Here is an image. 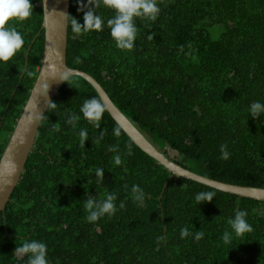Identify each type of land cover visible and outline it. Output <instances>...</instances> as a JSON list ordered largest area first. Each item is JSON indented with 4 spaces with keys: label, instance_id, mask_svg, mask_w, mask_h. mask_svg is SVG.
Returning a JSON list of instances; mask_svg holds the SVG:
<instances>
[{
    "label": "trees",
    "instance_id": "16d2710c",
    "mask_svg": "<svg viewBox=\"0 0 264 264\" xmlns=\"http://www.w3.org/2000/svg\"><path fill=\"white\" fill-rule=\"evenodd\" d=\"M41 1L31 0L29 18L9 21L25 43L0 62V156L38 74ZM88 2L70 0L67 66L93 76L132 124L180 166L224 183L264 188V116L253 119L247 111L264 102V0H157L156 20L136 19L131 50L116 46L107 26L115 10L103 4L95 8L103 30L72 31L71 16L83 25ZM92 98L99 100L93 87L73 76L51 101L56 106H48L0 213V264H27L14 251L28 240L47 245L49 264H264V202L170 179L171 172L135 145L106 109L99 127L84 118L81 106ZM72 115L79 117L74 126L66 122ZM82 129L88 133L84 146ZM221 145H227V160ZM97 168L104 169L103 181ZM134 184L146 193L143 204L133 199ZM201 191L215 197L199 204ZM109 192L117 197L116 213L89 222L85 200ZM237 209L248 213L252 225L239 236L228 223ZM182 228L192 235L181 239ZM197 231L204 234L199 240ZM225 231L232 235L229 244Z\"/></svg>",
    "mask_w": 264,
    "mask_h": 264
},
{
    "label": "water",
    "instance_id": "95a60500",
    "mask_svg": "<svg viewBox=\"0 0 264 264\" xmlns=\"http://www.w3.org/2000/svg\"><path fill=\"white\" fill-rule=\"evenodd\" d=\"M70 0H42L43 53L38 74L22 112L0 156V213L20 181L25 163L33 149L40 123L48 104L59 93L63 83L73 76L86 80L96 91L99 100L116 124L143 152L171 172L172 177H182L217 190L264 202V188L224 183L192 172L169 159L153 145L113 103L107 92L90 74L72 69L66 63L68 41V13ZM26 52L25 66L27 65ZM159 196L161 199L165 186Z\"/></svg>",
    "mask_w": 264,
    "mask_h": 264
},
{
    "label": "clouds",
    "instance_id": "9594fccd",
    "mask_svg": "<svg viewBox=\"0 0 264 264\" xmlns=\"http://www.w3.org/2000/svg\"><path fill=\"white\" fill-rule=\"evenodd\" d=\"M103 6L114 9L115 16L107 20V26L110 27V35L116 43V46L120 49L131 50L134 47V41L137 36L138 28L136 25L137 18H146L150 20H156L160 13V8L157 4V0H89L87 8L83 16V25L71 16V27L74 33L80 34L82 32L89 31H101L103 30L104 20L97 14L95 8ZM33 12V5L31 0H0V62L8 61L19 50H21L25 41L23 35L9 24V21L16 19L23 21L31 16ZM48 106L55 107L56 103L49 102ZM85 119L94 123L96 127H99V121L102 119L105 107L103 103L95 98L86 100L81 106ZM248 115L253 119L264 116V102L255 101L248 108ZM79 120V117L72 115L66 121L70 125H75ZM114 134L119 136L120 129L114 128ZM80 143L84 146L85 141L88 140V133L86 129L79 131ZM103 138L101 133L99 139ZM99 142V140L97 141ZM227 145H221L220 152L222 159H229L230 153L226 150ZM109 151L118 152L117 147H111ZM116 165L122 163L121 156L117 154L114 157ZM95 176L101 181L104 179V169L97 168L95 170ZM131 191L133 193V199L140 204H143L146 199V193L139 185H132ZM215 197L213 191H201L196 194L195 200L201 204L203 202H210ZM115 194L109 192L104 199L98 200L95 196L89 195L84 202V206L87 209L88 215L86 219L89 222H95L105 216H112L117 211ZM120 208L124 207V204L119 205ZM248 213L245 210L237 209L228 223L231 226L232 232L237 236L246 232L252 231V225L247 221ZM192 235L187 228L180 230L181 239ZM203 233L197 231L194 238L199 240L203 237ZM163 239V237H161ZM222 239L225 244L231 243L232 235L230 232L225 231L222 235ZM15 254L21 258L27 260V264H49L47 245L43 241L28 240L22 245L15 248Z\"/></svg>",
    "mask_w": 264,
    "mask_h": 264
}]
</instances>
